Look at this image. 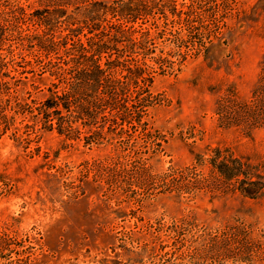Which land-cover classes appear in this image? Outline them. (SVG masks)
Instances as JSON below:
<instances>
[{
    "label": "rangeland",
    "instance_id": "rangeland-1",
    "mask_svg": "<svg viewBox=\"0 0 264 264\" xmlns=\"http://www.w3.org/2000/svg\"><path fill=\"white\" fill-rule=\"evenodd\" d=\"M173 1L176 13L155 0L142 26L153 47L143 124L93 143L79 124L66 136L34 121L57 79L29 52L14 72L18 54L0 51V78L33 111L0 134V264H264V127L225 128L216 114L226 91L251 96L264 0ZM215 149L263 183L256 197L212 169Z\"/></svg>",
    "mask_w": 264,
    "mask_h": 264
},
{
    "label": "trees",
    "instance_id": "trees-1",
    "mask_svg": "<svg viewBox=\"0 0 264 264\" xmlns=\"http://www.w3.org/2000/svg\"><path fill=\"white\" fill-rule=\"evenodd\" d=\"M20 1L0 0V51L18 54L20 62L11 59L14 72L28 66L29 52L57 82L33 115L10 82L1 79L9 77L3 73L9 64L0 58V134L28 112L43 129L59 135H79L76 125H81L87 143L103 139L104 130L121 134L140 127L153 101L152 68L145 63L153 47L142 26L152 17L155 0H37L32 9ZM216 114L225 128L264 127V56L250 98L243 101L230 89L218 100ZM210 164L227 185L249 198L263 188L246 174L241 160L223 150H214Z\"/></svg>",
    "mask_w": 264,
    "mask_h": 264
}]
</instances>
